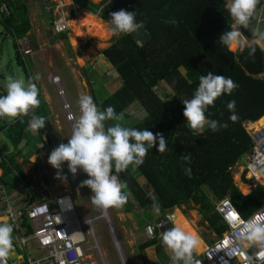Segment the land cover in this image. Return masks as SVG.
<instances>
[{"label": "trees", "instance_id": "obj_1", "mask_svg": "<svg viewBox=\"0 0 264 264\" xmlns=\"http://www.w3.org/2000/svg\"><path fill=\"white\" fill-rule=\"evenodd\" d=\"M8 5L12 13L9 16L3 14L0 25L5 27L7 36L13 38L17 61L23 66L28 80L32 76L18 47V41L27 37L32 29L28 8L19 0ZM262 6L264 0H260L257 10ZM121 9L137 13V22H142L141 28L149 38L145 44L137 45L133 35H120V40L103 53L122 86L97 106L101 110L112 106L117 114L123 113L120 123L126 127L163 133L168 148L159 153L157 142L156 147L148 150L142 166L135 172L129 168L120 174L130 195L124 211L126 214H132L134 210L155 213L153 204L156 203L160 206V214H170L175 209L193 205L198 208L203 224L207 223L218 238L222 237L228 228L215 212L217 201L229 197L245 219L264 206V188L256 185L251 193L244 195L235 185L232 173V168L253 147L246 124L264 117V80L258 79L264 73V50L254 45L255 54L249 56L247 48L243 52H232L219 44V37L230 29L232 23L224 8V0H111L99 10L98 16L107 23L111 19L110 13ZM244 31L250 36L246 29ZM58 37L67 41L63 35ZM209 72L231 78L238 87L231 95L219 97L215 106L206 112L208 119L226 123L227 127L218 131L206 127L203 134L195 135L183 116L182 100L192 98L199 77ZM165 84L172 90V95L166 92ZM38 98L40 105L34 110L35 115L46 119L50 112L40 91ZM232 100L236 103L235 114L238 116L235 122L229 119L232 113L227 109V103ZM133 104L140 110V118H133L127 112ZM30 118L24 117L23 122L17 119L0 128L16 147V154H2L0 182L7 185L2 170L23 178L35 200L37 193L21 165L30 160L15 161L20 155L17 147L30 131ZM42 135L43 129L40 130L41 138ZM187 153H191L190 163L181 159ZM188 168L190 174H186ZM138 177L148 183L152 196L140 186ZM127 191L124 193L128 197ZM177 217L182 229L197 235L191 221L179 211ZM26 227L29 235L31 229L27 223ZM156 245L155 239L138 249L142 254L145 249ZM205 250L200 240L196 252Z\"/></svg>", "mask_w": 264, "mask_h": 264}, {"label": "clouds", "instance_id": "obj_2", "mask_svg": "<svg viewBox=\"0 0 264 264\" xmlns=\"http://www.w3.org/2000/svg\"><path fill=\"white\" fill-rule=\"evenodd\" d=\"M36 1L37 3L46 2L48 5L49 13L51 14V32L55 34L54 22L60 19L66 25L67 31L62 34H55V36L65 35L69 30V20L67 19V14L65 13L64 8L72 6V3L70 5H64L58 0H54V2L51 3L49 0ZM110 1L111 0H101L97 3L90 0L92 4L100 5V9L107 5ZM37 3L32 1V4L29 6L32 9H35ZM74 3L77 4L76 2ZM259 4L260 0H224V8H226L230 14V20L232 23L230 29L224 31L219 37L220 45L226 47L229 51L237 50L243 52L247 48L249 49V56L255 54L256 48L253 47L254 45H257L259 48L264 50V30H261L259 27L252 26V19L255 13L263 7L262 6L259 10H257V6ZM1 5L8 6L12 13V9L5 0L0 1V6ZM26 6L29 9V6ZM77 8L79 10H86L91 15H94L95 18L103 20L87 8L80 7L79 4H77ZM78 9H75L74 11L79 13L80 11H78ZM136 16V12H130L124 9L110 13L111 19L107 23L111 26L110 32L112 35L120 36L131 34L134 37V34L141 31V27L143 26L142 22H137ZM241 28L246 29L247 31L249 30L251 32V37H246L242 33L244 30H240ZM24 39H28L30 42L29 36L18 41L19 52L21 42ZM33 52L34 51L32 50V53ZM20 55L22 58H25L27 62H29V57L32 54L30 56H23L20 53ZM101 56L105 57L104 54ZM39 79L40 76L38 74L29 78L27 81L24 79H14L12 77L6 79V94L0 95V119H8L12 122L20 119L21 122H23L24 117L30 116L31 118L28 121V129L30 131L37 132L41 129H45L46 119L43 116L35 115L34 112V110L39 107L40 100L38 98L39 89L37 84L33 81ZM237 87L238 85L231 78H226L224 75L213 74V72H209L206 75L199 77V85L192 98L182 100L184 105L183 116L186 119L188 128L192 130L193 134H203L206 127L212 131H218L220 128L227 127L226 123L220 124L216 120L208 119L206 117V112L209 107L215 106V101L219 97L224 94L231 95ZM78 106L80 112L79 117H73L74 115L72 113V109L71 113L73 116H69V119L72 120L73 123L72 132L68 138V142L66 144L60 143L58 147L53 149L48 156L47 162L53 169L56 170V179H60L65 183L68 179L67 175L62 174V166L65 164H67L68 172L73 178L76 177L79 171L86 174L88 178L81 182L80 187H87L91 190V203L97 209H100L103 212H107L109 209H121L127 203L128 197L124 193L127 191V189H125L127 187L126 182L120 179V174L127 172L129 168L135 172L140 166H142L148 150L156 147L157 142V151L159 153L166 152L168 150L167 142L163 133L154 134L146 128L139 130L125 127L122 123H120L123 121V113L117 114L112 106H108L104 110H101L98 108L93 98L88 94H81L79 96ZM235 108L236 103L234 100L227 103V109L232 113L229 117L232 122H235L238 119V116L235 114ZM111 121H115L116 123H109ZM254 123L248 124L254 125ZM248 124H246V127ZM42 140L45 142L43 135ZM247 155L245 156L247 157ZM181 159L190 163L191 153L183 154ZM20 162L22 163L23 160L21 159ZM246 165L244 164V167ZM185 171L186 174H190L191 169L188 168ZM242 177L245 183H251L245 179L244 175ZM0 183L4 184L2 181ZM254 185V188H256V185H260V183H256ZM251 187L252 185H250V188ZM262 187L264 188V186ZM30 195L32 196L31 193L27 196ZM60 199H62L61 205L58 203V200ZM37 200L39 201H32H36V203L44 201L48 202V199L42 195H37ZM153 200H155V197H153ZM219 201H217V203ZM153 210L155 212L154 215L156 216V221L149 223L144 222L143 225L144 234L147 227L153 228V238H147L148 241L146 242L155 239L159 241V246L171 254V257L169 258L170 264H202V262L196 257V255H198L203 258L204 254L196 253L200 246L199 237L192 232L185 231L181 227L176 226L172 222L174 218L169 216L168 213L160 214V206L158 204H153ZM50 211L54 214H56V211L63 214L65 221L69 218H72L73 220L74 218L76 219V217H74L73 202L67 195L55 198L53 200V206L50 205ZM103 222L107 223V220H104ZM24 223L25 227L26 223L29 226L26 217L24 219ZM108 229L111 232L114 246L117 247L116 233L109 227ZM13 231L14 228L11 223L0 222V264H7V258L14 250ZM78 233L79 234L76 238H82L80 239L81 244L79 247L81 249L77 253L78 258L81 260V264H85L86 261H89L88 264H95L90 256L91 252H97L98 255L105 261L99 243L90 237L89 231H86V235L91 238V246L86 245L87 242L85 235L83 234V228L78 230ZM157 233H161L158 238H156ZM30 235L31 231L29 235H27L26 227V236ZM220 238L221 237H217L213 242H211V244ZM229 243L231 245L228 253L229 255L242 254V249L244 248H256L259 249V251L255 253V256H264V221L261 220L259 215H255L246 222H243V226L239 229L238 233L235 234L234 239ZM211 244L208 246L205 245L206 249ZM119 250L122 251V248H119ZM21 254L23 255V253ZM246 259L247 264H256L254 256H247ZM72 264H75V262L73 261Z\"/></svg>", "mask_w": 264, "mask_h": 264}, {"label": "rangeland", "instance_id": "obj_3", "mask_svg": "<svg viewBox=\"0 0 264 264\" xmlns=\"http://www.w3.org/2000/svg\"><path fill=\"white\" fill-rule=\"evenodd\" d=\"M91 1L97 2L98 0ZM34 2L37 3V1ZM74 2L79 4L80 7H85L90 9L91 12L97 13V16L99 15L100 5L95 6L90 0H74ZM67 4H69V1L64 5ZM64 10L69 20V30L63 35L67 38V41L59 40L57 36L51 32V14L49 13L46 2H38L34 9L35 13H37L34 24L39 25V27L44 24L45 31L41 29L43 33L39 38H36L34 35L30 37L31 48L34 52L29 57L27 69L32 77L37 74L40 76L39 80H34L33 82L37 84L41 96H43V99L47 103L50 116L46 117V126L43 130L45 142L40 136V130L37 132L29 131L26 135L28 144L20 150V155L15 158V161L21 163V159L23 161L29 159L30 162L21 165L24 168V173L31 181L34 192H37V195L45 196L52 206L55 198L62 195L69 196L74 206V217H76L80 223L84 224L87 220L96 218L102 212V210L97 209L91 203V190L87 187H80L81 182L88 177L82 171H79L76 177L73 178L68 172L67 164H65L62 166V174L68 177L65 183L60 179H56V170L47 162L48 156L53 149L58 147L60 143L66 144L68 142L73 123V121L69 119V113L65 112L62 100L58 98L57 89L49 84L48 77L52 75L60 78L61 87L66 94L74 115L72 116L78 118L80 115L78 98L81 94L90 95L98 105V103L106 97H111L122 86V82L114 68H109L111 65L108 59L101 56L106 50L120 40V36H114L110 33L108 40L105 39L103 41L92 37L90 38L87 34V28L79 22L80 14L82 13L74 14V10L68 7L64 8ZM81 10L78 9V11ZM253 20L254 19H252V25ZM101 21L110 32L111 26L104 20ZM242 29L243 28L240 30L242 31ZM141 32L143 34L138 33L135 35L136 39L139 38L136 41L137 45L139 43L141 45L145 44V41L149 38L148 34L143 29H141ZM142 35L145 39L140 38ZM236 51L237 50H235V52ZM9 77L27 81V74L23 66L17 61L14 40L10 36H7L5 27L0 25V85L5 92V82ZM164 88L168 94H173L170 87L166 84ZM127 112L130 113L133 118H140L141 112L135 104L128 107ZM10 123H12L11 120L0 121V128L8 126ZM122 124L126 127L124 123ZM258 127L260 126L254 127L252 124H248L247 126L251 131H254ZM15 151L16 147L7 139L6 133L4 131L0 132V163L2 162V154L10 156L16 154ZM243 169L244 164L242 160L238 161L232 168L233 180L242 194L247 195L254 189L255 185L253 183L244 182L242 177ZM2 172L7 186L11 188L14 185V187H12V190H14V183L19 177L3 170ZM137 181L149 195H153L152 189L144 178L139 177ZM243 185H249V187L252 185V187L247 191H243V189H241ZM129 197L130 195L128 194V198ZM130 200L133 202L131 198ZM175 211L176 213L178 212L177 210ZM179 211L186 219L194 224L197 236L203 241L204 245L208 246L217 238L213 230H210L206 223L203 224V218L199 214L198 208L193 205H186ZM105 214L107 223L103 221L97 222L90 231L84 226L83 234L87 242L86 245H92L91 238L99 243L106 264H121L117 252H120L125 257L126 264H170L169 258L171 254L159 246V241H157V246L145 249L142 254L138 249L140 245L148 241L144 234L143 224L144 222H155L156 216L154 213L142 214L140 211H134L132 215H126L124 213V207H122L121 209H109ZM169 216H172L174 218L172 222L176 226H179L177 214L173 213L169 214ZM108 227L116 233L117 247L114 246L111 232ZM86 231H89L91 238L86 235ZM159 235H161V233H157L156 238H158ZM118 247L122 248V251L119 250ZM27 251L33 260H40L43 261L42 264H46L44 261L46 254L38 248L35 242L29 243ZM19 252L24 254V250L21 248L18 252L13 251L10 253L7 258L10 263L18 264L20 260L18 257L22 256ZM196 253L201 254L203 252ZM90 256L95 264H102L97 252H91ZM88 263L89 261L85 262V264Z\"/></svg>", "mask_w": 264, "mask_h": 264}, {"label": "built area", "instance_id": "obj_4", "mask_svg": "<svg viewBox=\"0 0 264 264\" xmlns=\"http://www.w3.org/2000/svg\"><path fill=\"white\" fill-rule=\"evenodd\" d=\"M11 10L6 5L0 6V20L3 14L9 15ZM55 34H62L67 31V27L62 20L54 22ZM20 53L24 56L32 54L31 44L28 39L21 42ZM49 83L57 89L58 97L62 100L65 112L72 114L70 105L66 99V94L61 87V80L57 76H50ZM6 94L3 87L0 85V95ZM8 119H0L5 121ZM247 128V127H246ZM251 136L253 147L249 151L248 163L243 169L245 179L251 183H260L264 186V125L258 127L254 131L247 128ZM32 196L22 194L19 190L8 192L6 186L0 183V222H8L13 225V243L14 252H18L21 248L24 250L23 258L25 264H42L43 261H35L29 255L27 247L29 243L35 242L38 248L46 254L44 261L46 264H81L78 258V251L81 248L82 238L78 236V230L86 226L90 231L94 228V224L98 221H106L105 212H101L94 219L87 220L86 223H80L77 219L69 218L65 221L63 214L56 211V214L50 211V205L47 201L33 202ZM62 199L58 200L61 205ZM216 213L220 216L223 223L227 226V231L223 236L211 244L204 252L203 258L196 255L202 264H247V256H254L256 264H264V256L256 257L255 253L259 251L256 248H244L242 254L229 255L230 241L234 239L236 233L246 222L255 215H259L264 221V206L257 212L253 213L249 218H243L233 205L229 198H225L217 203ZM25 217L28 220L31 229V235L26 236V227L24 226ZM60 221V222H58ZM145 234L148 239L153 238V228L147 227ZM22 253V252H19ZM19 256V259L22 257ZM121 264H126L124 256L118 252ZM102 264H106L102 257L99 256ZM7 264H12L7 259ZM172 264V263H171Z\"/></svg>", "mask_w": 264, "mask_h": 264}, {"label": "crops", "instance_id": "obj_5", "mask_svg": "<svg viewBox=\"0 0 264 264\" xmlns=\"http://www.w3.org/2000/svg\"><path fill=\"white\" fill-rule=\"evenodd\" d=\"M0 1H2V0H0ZM6 1V3H10V2H12V1H17V0H5ZM20 2H22V3H24L25 5H31L32 4V0H19ZM59 2H62V0H58ZM69 1V4H71L72 3V6H68V8H72L73 10H75V9H78L77 8V4H75L74 2H73V0H68ZM101 0H98L97 1V3H99ZM49 2L51 3V2H54V0L52 1V0H49ZM68 5V4H67ZM18 7V6H17ZM28 12H29V19H30V23H31V26H32V29H31V31H30V33L28 34V36H29V38L30 37H32L33 35L36 37V38H39V37H41L42 36V30L43 31H45V27H44V24H43V26H40L39 27V25H35L34 24V19H36L37 18V13H35V11H34V9H32L30 6H29V9H28ZM81 12H86L87 14H89V15H91L88 11H86V10H81L80 12H79V14L81 13ZM76 12L74 11V14H75ZM56 14V13H55ZM76 14H78V13H76ZM97 19V18H96ZM253 27H259L261 30H264V6L259 10V11H257L256 13H255V15H254V17H253ZM99 20V19H98ZM101 21V20H100ZM42 29V30H41ZM244 30V29H243ZM138 33H141V34H143L141 31H139V32H137V33H135L134 35H137ZM242 33L247 37V33H245V31H242ZM248 34L250 35V37H251V32L248 30ZM57 38H59L58 36H57ZM134 38H135V40L137 41L139 38H137L136 39V37L134 36ZM140 38H144V36L142 35V37H140ZM145 39V38H144ZM111 65V64H110ZM110 67H112V65L111 66H109V68ZM256 123V122H255ZM254 123V124H255ZM20 182V183H19ZM15 184V188H14V191L15 190H19L20 192H22L24 195H28L30 192H29V187H27L26 186V184H25V182H24V179L23 178H19L18 180L16 179V182L14 183ZM17 185V186H16ZM12 187H14V185L12 186ZM12 187L11 188H9L7 185H6V188H7V190H8V192H12L13 190H12ZM31 198H33V195H32V197ZM32 200H34V199H32ZM35 200L36 201H39V200H37V195H36V198H35ZM36 201H34V202H36ZM177 211H179V210H177ZM176 211L174 210L172 213H170V214H173V213H175ZM180 212V211H179ZM178 213V212H177ZM177 213H175V214H177ZM181 213V212H180ZM182 214V213H181ZM183 215V214H182ZM184 216V215H183ZM192 223V222H191ZM193 224V223H192ZM193 226H194V224H193ZM179 227H180V225H179ZM196 230V229H195ZM205 246V245H204ZM13 252V251H12ZM204 253V252H203ZM203 253H201V254H203ZM18 259H19V257H18ZM16 261V260H15ZM15 261H14V263H15ZM25 262H26V260L23 258V257H21L20 258V260H19V262H18V264H25Z\"/></svg>", "mask_w": 264, "mask_h": 264}, {"label": "bare ground", "instance_id": "obj_6", "mask_svg": "<svg viewBox=\"0 0 264 264\" xmlns=\"http://www.w3.org/2000/svg\"><path fill=\"white\" fill-rule=\"evenodd\" d=\"M66 2H68V0H62L63 4H65ZM81 13L82 14H80L79 22H80V24H83V26L87 28L88 36L90 38L92 37V38L98 39L100 41H103L105 39L108 40V37L110 36L111 32H109L107 30L106 25L104 23H102V21L96 19L94 15H89L86 12H81ZM76 34H77V32H76ZM232 52H235V50ZM263 124H264V118L257 121L254 124V127L255 126H261ZM263 177H264V173H263ZM249 188H250L249 185H243L241 187V189H243V191H247V190H249Z\"/></svg>", "mask_w": 264, "mask_h": 264}, {"label": "water", "instance_id": "obj_7", "mask_svg": "<svg viewBox=\"0 0 264 264\" xmlns=\"http://www.w3.org/2000/svg\"><path fill=\"white\" fill-rule=\"evenodd\" d=\"M9 70V69H8ZM258 79L260 80H264V73L260 74ZM27 144V140L26 139H23L20 144L18 145L17 147V150H22L23 147ZM242 162L246 165L248 163V160H247V157L246 156H243L242 157Z\"/></svg>", "mask_w": 264, "mask_h": 264}]
</instances>
